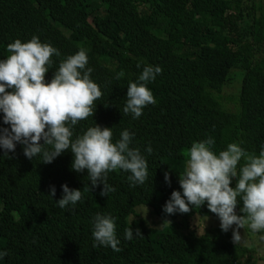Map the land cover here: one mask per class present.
I'll return each instance as SVG.
<instances>
[{"label": "trees", "instance_id": "trees-1", "mask_svg": "<svg viewBox=\"0 0 264 264\" xmlns=\"http://www.w3.org/2000/svg\"><path fill=\"white\" fill-rule=\"evenodd\" d=\"M255 9L245 0H0V59L10 54L9 43L36 35L60 52L45 74L50 82L60 62L84 48L90 78L103 95L94 117L73 127V139L97 123L112 128L115 143L127 129L134 133L130 147L140 150L148 166L143 184L132 185L125 170L109 172L107 183L115 191L101 196L102 184L86 190V169H72L70 149L45 164L40 155L28 159L20 143L8 154L0 147V252L7 253L0 264H258L252 248L234 244L221 228L204 234L193 229L196 215L218 217L207 202L188 213L163 211L173 190L182 193L179 174L193 142L212 137L217 155L233 142L255 155L264 148V6ZM246 15L252 17L248 25ZM148 65L162 68L146 82L156 103L133 118L123 112L127 87L141 83ZM236 76L241 88L233 111L222 91ZM5 127L10 125L0 111V129ZM65 183L81 189L82 199L61 208L56 200ZM236 183L233 178L231 186ZM141 205L185 231L173 224L151 227L136 213ZM241 207L242 200L238 215ZM98 213L115 218L121 251L94 247ZM126 228L143 234L133 231L128 240Z\"/></svg>", "mask_w": 264, "mask_h": 264}, {"label": "clouds", "instance_id": "clouds-1", "mask_svg": "<svg viewBox=\"0 0 264 264\" xmlns=\"http://www.w3.org/2000/svg\"><path fill=\"white\" fill-rule=\"evenodd\" d=\"M7 50L10 53L7 58L0 59V111L4 124L10 125L0 129V147L5 153L14 152L20 143L28 159L40 155L47 164L70 149L74 156L72 169L76 172L86 169L91 181L86 190L102 184L101 196L115 191L107 183L108 173L113 170L130 172L128 179L132 185L146 181L147 161L138 148L130 147L134 133L125 129L113 143L112 128L96 123L73 139V127L79 121L94 117L95 102L103 95L100 86L90 78L93 69L87 67L84 48L62 60L50 82L45 81V74L52 64L51 58L53 54L60 56L51 44L33 35L27 42L16 39L9 43ZM161 72L159 66H145L139 76L141 83L128 85L125 114L139 118L145 106L156 103L146 82ZM122 75L119 73L117 79ZM214 143L212 137L192 143L184 172L179 174L182 193L173 190L163 211L169 215L188 213L190 206L200 208L207 202L208 209L219 217L224 232L236 226L232 239L237 244L242 239L239 229L248 226L254 232L264 230V148L255 155L246 152L240 146L242 142H233L217 155L212 150ZM147 152L151 154L152 148L148 147ZM164 175L170 184L169 172ZM233 178L237 179L235 187L231 186ZM61 187L62 196L56 200L61 208L74 206L82 199L81 189H70L66 183ZM48 193L55 197V186H50ZM240 200L243 215L236 212ZM133 231L137 236L143 234L139 228H126L125 238L133 239ZM93 237L98 242L94 247L110 246L114 251H121L115 218L111 215L95 216ZM6 255L0 252V258Z\"/></svg>", "mask_w": 264, "mask_h": 264}, {"label": "rangeland", "instance_id": "rangeland-1", "mask_svg": "<svg viewBox=\"0 0 264 264\" xmlns=\"http://www.w3.org/2000/svg\"><path fill=\"white\" fill-rule=\"evenodd\" d=\"M246 5L251 6L252 4L255 5L256 11H259L260 7L264 6V0H245ZM254 10V12H255ZM252 17L250 15H246L245 17V25H248L251 23ZM234 71L231 72V76L233 75ZM241 88V78L239 76H236L235 80L231 83H227L222 91V97L223 101L225 103V106L230 110L236 109V100L239 95ZM136 213H138L139 216H142L147 223L153 227V228H163L166 225H172L179 231L184 232V226L183 228L181 226H178L177 224L170 221L169 218H160L155 216L151 209L146 206H137L136 207ZM176 221H179V218H177ZM193 229L198 234H204L205 232L213 229V228H221L220 227V219L219 217H204L200 215H196L194 217V220L192 222ZM236 226L233 225L232 228H230L227 232H224L225 234L229 235L232 239V230ZM241 233V242L239 244L248 246L252 248L254 251L255 257L258 259V264H264V230H261L259 232L252 231L248 226H245L244 229H239ZM233 240V239H232ZM148 264H161V263H148Z\"/></svg>", "mask_w": 264, "mask_h": 264}]
</instances>
